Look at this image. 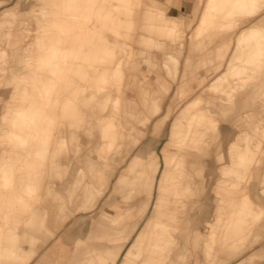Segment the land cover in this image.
I'll return each mask as SVG.
<instances>
[{
	"label": "rangeland",
	"instance_id": "1",
	"mask_svg": "<svg viewBox=\"0 0 264 264\" xmlns=\"http://www.w3.org/2000/svg\"><path fill=\"white\" fill-rule=\"evenodd\" d=\"M35 1L30 3L38 15ZM43 1L44 9L54 7L59 11L58 22L37 28L31 23L18 25L11 18L0 19V118L8 108L15 111L32 106L37 111L35 121L16 125L21 128H10L0 121V169L14 161L21 165L9 173L8 181L0 178V188L7 187L0 192V264H103L104 257L110 258L108 253L98 257L87 246L108 243L102 242L106 241L104 231L108 228L103 225L107 221L133 223L140 218L125 216L134 203L121 192H113L122 168L110 155L116 154L122 143V133L125 130L126 134L130 126L128 119L141 129L147 122L127 103L126 96L145 112L139 80L148 82L160 94L161 79L171 85L161 110L152 116L144 134L132 132L138 140L128 155L131 158L154 138L159 169L151 192L158 187L162 196L154 213L152 195L149 200L141 190L135 197V203L148 200L138 229L150 215L157 223H153L145 241V253L134 264H194L203 258L205 237L217 250L207 264H264V248L255 251L264 247V213L260 217L231 215L217 219L221 199H232L223 196L220 187L230 186L236 179L234 170H221L231 166L233 159L222 155L227 145L231 156L233 146L238 150L250 142L253 148L256 139H264V133L259 132L264 130V119L258 121L253 112L240 119L223 118L229 113L223 106L244 97L252 102L246 108L264 111L260 102L264 99V0H217L210 7L207 0H201L197 16L190 21L173 18L168 10L170 0H56L55 6H51L52 0ZM6 3L0 0V7L4 6L0 12L14 6ZM64 17L68 20L63 21ZM20 28L28 35L22 42L15 33ZM232 49L239 57L237 71L225 80ZM207 51L214 60L198 66L197 57ZM20 54L23 62H18ZM220 58L222 65L214 70ZM188 62L192 69L187 68ZM226 62L224 75L208 83ZM215 81L221 86L208 93ZM231 96L233 101H229ZM168 110L164 133H154V124ZM181 111L186 115L179 119L184 126L173 133V123ZM190 121L192 131L187 127ZM235 121L240 126L239 135H235ZM30 130L35 131L31 134ZM263 144L264 140L260 147ZM11 146L19 148L12 150ZM6 147L7 153L1 152ZM195 147L198 154L190 159L198 163L193 165L187 155ZM248 152L252 155L256 150ZM255 164V157H249L244 163H236L234 169H251ZM262 166L261 176L252 175L250 183L242 182L240 189L248 185L253 196L264 198V160ZM164 174L166 181L159 182ZM105 201H110V209L102 207ZM28 205L43 210L36 222L30 217ZM247 220L257 226L260 238L242 254V242L237 248L229 243L222 245L232 230H203L208 221L235 226ZM78 222L84 227L71 229ZM185 227L190 229L183 238L188 255L182 260L166 256L160 248L172 234H185ZM130 241L125 242L119 258ZM106 263L117 264L110 259Z\"/></svg>",
	"mask_w": 264,
	"mask_h": 264
},
{
	"label": "bare ground",
	"instance_id": "2",
	"mask_svg": "<svg viewBox=\"0 0 264 264\" xmlns=\"http://www.w3.org/2000/svg\"><path fill=\"white\" fill-rule=\"evenodd\" d=\"M216 1L217 0H207V5L210 7ZM240 1H241V3H244L243 0H240ZM44 4L45 3L43 0H36L35 1L34 7L36 6V8L39 11L38 15H36L34 13L36 10L32 9L30 0H18L14 4L13 7L5 8L4 10H2L0 12V19H1V17H5L7 20L11 18V19L15 20V22H18L17 23L18 25H19V23H31V24H34L35 27L37 26V28H43L45 25H47V23H50V22L51 23L58 22L57 14L59 11L54 7L51 8L50 10H46V9H44L45 8ZM65 4L68 5L70 3H65ZM55 5H57L56 0H52L51 6H55ZM173 18H177V17L173 16ZM67 20H68L67 17H64L63 21H67ZM254 24H255V22H254ZM33 30H34V27H33ZM15 33L18 34L17 36H19L18 39L20 42H22V40H25L26 37H28L27 32H24V29L22 30V28H20V31H17ZM15 33H13V34H15ZM199 41L203 42L202 39ZM198 50H200V49H198ZM2 54H6V51H3ZM234 54H236V53H233V55H232L233 57H231V61L229 62L228 70L226 71V73L224 75L225 80H227L228 78H231L232 73L233 72L236 73L235 71H237L236 61H237V59H239V57L237 58V56ZM20 55L18 58V62H23L22 54H20ZM213 60L214 59L211 57V52L207 51L206 54H202V55L197 57L196 63L198 66L202 67L205 64L208 65ZM175 61L177 62L176 59H175ZM221 61H222V58H220V60L217 61L218 63H216V64L214 63L215 64L214 70L219 69L221 67V65H222ZM177 64H178V62H177ZM187 68L188 69L193 68V66L191 65V62H188ZM175 76H177V73L175 74ZM203 80H205V79H203ZM216 81L211 84L210 88L208 89V93L215 92L216 89L219 88V86H221L219 84H216ZM139 83L142 86V97L146 103L147 110L145 112L140 110L137 102L130 100L127 96H126V101L129 104L131 103L133 106V109L136 111V114L143 117V119H145L147 122H145V124L142 126V129H141V128H136V126H134L132 124V122L128 119L127 122L130 124V126L126 127V134H125V130H124V133H122V135H123L122 136V143H120L117 150H115L116 154L113 153L112 155H110V157H111V160H113V162H115L116 166L122 168V171L120 172L118 178L116 179V181L114 183V191L113 192H118V191L121 192L122 194H124V197L128 201L131 200L134 203L131 206V208L127 209L124 212L125 216H127V217H140L141 218L142 214L147 210L148 200L139 199L138 202L135 203V197L142 190L147 194V196L150 200L151 195H152L151 191H152L153 183H154V179H155L154 175L157 173V171L159 169V162L157 159L158 156H157V154H155V151H154L155 150V148L153 146V143H155V141L153 140L154 138L153 139L151 138L149 141L145 142L144 145H142L133 154V156L131 158H128L129 153H131L132 149L134 148V146L138 140V139H135L136 137L133 138L132 132L135 131L138 136H140L141 134H144L145 129L147 128V126L149 124L148 122L151 120L152 116L157 114L161 110L162 100L164 98V95L169 91V87L171 85L166 79H161L160 83H159L161 93L159 94L158 89H156V88L152 89V87L149 86L148 82H142L141 80H139ZM263 100L264 99L262 98V100H260V102L261 103L263 102V105H264ZM229 101H233V96L229 97ZM193 102L194 101H191L188 104V108L192 105ZM245 102L248 104L252 103L250 101V99H247ZM182 111L177 116V118L175 119V122L173 123V126H174V128H173L174 132L173 133H176L175 131H176L177 127L180 128V127L184 126L182 120H179L181 117L186 118L185 117L186 115L183 114L184 112H182ZM36 112H37L36 109L33 108L32 106L30 108H24L22 110H15V111H13V109L8 108V110H6L5 113L3 112L4 114L0 118V121L6 122L10 128H15V127L21 128L22 126H16V125H20L24 122L29 123V122L35 121V116L37 114ZM169 112L170 111L168 110L167 113L165 114V116H163L162 119H160L159 121H157L154 124V126H153V132L154 133H157V131H159V130H161L164 133ZM251 114L252 113H249V114H246L245 116L251 115ZM253 114L255 116H257L258 121L261 119H264V111L262 108H259L256 110L254 109ZM188 118H191V120H192L194 118V116H192V117L189 116ZM191 123H192V121H190L189 124L187 125V127H189L188 128L189 131H192L193 127H194L193 126L192 129L190 130V126H191L190 124ZM236 125L238 128V132L235 135H239V132H240L239 127L240 126L238 124H236ZM122 127H124V125ZM12 130H14V129H12ZM12 130H10V131H12ZM33 131H35V130H30L29 132L32 134V133H34ZM184 131H186V129ZM179 132H182V131H179ZM259 132L264 133V130L259 129ZM127 138L129 139V141L127 140ZM263 140H261L260 138L256 139L257 143H255V147H253V148L250 146V142H248L246 147H242L241 149H238V150L234 149L235 146H233L231 148V156L230 157H233V159H234V160L232 159V162L230 164L232 167L231 166H223V167H221V170H223L224 172L234 170L236 172V175H235L236 179L232 180L230 186L225 185V187L224 186L220 187L221 190H223V191H221L223 193V196L228 195V197H232V199H229L227 197H224L221 199V204L217 208V214H218L217 219H218V221L221 219V217H227V216L231 217V215H235V217H248V215H250L249 217H260L264 213V198L259 194H256L253 196L250 189L247 188L248 185H245L242 187L243 189H240L242 182L248 183V181H249V183H250V180H252V179H250V177H252V175L255 176L256 178H259L261 176L260 170L263 167L262 162L264 160V149H262V147L264 148V144L261 147H260V145H261V142ZM18 148L19 147H14V146L10 147V149H12V150H17ZM250 149H255L256 150V152H254L255 154L253 153L251 155V153L248 152V150H250ZM31 150L33 151L34 149H31ZM236 150H237V152H236ZM7 151H8V147H6L1 152L7 153ZM164 155L166 157L165 162L168 165L169 160H167V155H166L165 149H164ZM249 157L251 158V160H253V157H255V161H256V163L258 162V164H255V166L251 167V169H247V168H245L243 170L234 169L235 168L234 165L236 163H238V162H240V164L244 163L245 161L249 160ZM18 167H21V165L17 161L11 162V165L5 166L4 168L0 169V178H3L6 181H8L9 173L11 174ZM73 170L75 171V170H77V168L75 167ZM161 179L163 182L166 181L167 177L165 176V174L161 177ZM240 179H242V180H240ZM224 180H222V181H224ZM2 184L3 183L0 181L1 186H3ZM69 186L72 187L73 185L69 184ZM3 189H7V187H1L0 192ZM72 189H74V188H71L70 190H72ZM239 189L241 190V192H239L240 191ZM3 191L5 192V190H3ZM242 193H244V194H242ZM112 195L113 194H110V196H112ZM159 201L161 202L162 199H159ZM33 206L28 205V210H31V212H32L30 217H32L33 222H36L38 217H40V214L41 215L43 214V210H40L39 207H33ZM25 207H27L26 204H25ZM102 207L110 209L111 208L110 207V201H105ZM140 218L136 219L135 222H133V223H127L126 221L123 220V221H121L120 224H116V223L114 224L113 223L114 221H107L103 225L104 228H108V229H105V231H104L107 233V234H104L105 235L104 238L106 241H102V242H108V243H101L98 246H96L95 248H93L92 246L91 247L87 246V248H89L88 251L89 252L95 251L99 255L98 257H101L102 254H104V253L110 254V258H106V257L103 258L104 262H105L103 264H107L106 262L108 261V259L116 262L117 264H134V263H136L135 261H137L140 258V256L145 253V249H146L145 248V246H146L145 241L150 234L149 232L151 231L153 223L156 222V217H152L150 215L146 219V221L144 222L142 227H140L138 229V225H139L138 221ZM188 219H190V218L188 217ZM185 222L189 223L190 220H186ZM76 225H77V227H80V226L84 227L83 223L80 224V222H78L77 224H75V226L73 225L71 227V229L72 228L74 229L76 227ZM219 227H222L226 231V233L228 232V230L233 231V234H231V236L225 235L226 237H225L223 243L221 242L222 245L229 243V244H232V246H235L237 248L238 246H240V243L242 242V245H243L242 248L243 249H241V254L243 252H245L248 248L253 246V244L260 238V236L257 234V226L254 225V222L249 221V220L245 221L242 224H237L235 226L220 225L218 222L215 223L213 221L212 222L208 221V222H206V225L203 228V230L210 231L212 229H218ZM116 229H118V230H116ZM154 229H156V227ZM184 229L187 230V232L185 234H183L180 237L178 235L172 234L169 237V242L160 248V249L165 251L164 254L166 256L172 255L173 257H175V259H177V260L181 259L182 260V259H184L183 258L184 255H186V256L188 255V254H186V252L184 250L187 247L184 246L183 238L188 236V232L190 229L188 227H185ZM108 232H111V233H108ZM112 232H114L115 234H112ZM134 233H135V237L133 238ZM204 236H207V235L205 234ZM131 238H133V239H131ZM241 239H243V240L247 239V240L246 241H239L238 243H236L237 240H241ZM129 241H130L129 245L125 248V252H124L125 254L119 258V256H120L119 253H120V251H122L124 249L125 242L127 243ZM144 243H145V245H144ZM201 251H202V255H203L202 260L196 259L194 264H207L208 262H210L209 261L210 256L212 254H215V252L217 250L215 249V246L211 245V243L208 241V238L205 237L203 240V248ZM153 256H154L153 254L148 255V257H153ZM73 259H74V257H73ZM239 260H241V259H239ZM39 264H41V263H39ZM146 264H155V263H153V262L150 263L149 261H147Z\"/></svg>",
	"mask_w": 264,
	"mask_h": 264
},
{
	"label": "crops",
	"instance_id": "3",
	"mask_svg": "<svg viewBox=\"0 0 264 264\" xmlns=\"http://www.w3.org/2000/svg\"><path fill=\"white\" fill-rule=\"evenodd\" d=\"M12 1H13V4H11ZM170 3H171V5L168 7V10L172 12L173 16L182 17V18L184 17L185 21L188 19L190 21V19H193L194 17L197 16V13L199 11V8L201 6L202 1L201 0H170ZM14 4H15V0H7L6 5L10 6V5H14ZM3 8H4V6L0 7V10ZM232 53H234L233 49H232ZM231 56H229V58ZM227 62H229V61H227ZM227 62L225 64V67L223 65V67L219 71L215 72V75L212 74V78L208 81V83L212 82L213 80H215L217 78L219 79V77L224 75ZM248 99H250V98H248ZM244 100L246 101L247 99H245V97H244L242 100H239V101L237 100L234 103L230 104L228 107L223 106V109H226L227 111H229V113L226 115V117H223V118H225L224 121L231 120L233 117H238L237 119H240V118L244 117L246 114L253 112L251 109L246 108V104L248 106V103H246ZM250 101H251V99H250ZM251 104L252 103H250L249 105H251ZM219 105L220 104H218V106ZM217 108H219V107H217ZM237 108H239L241 113L237 114ZM236 121H235V126L237 128ZM221 133H222V131H221ZM229 148H230V146L228 144L226 147V150L224 151L226 153H223L222 155H224V156L228 155L230 157ZM197 149L198 148L195 147L193 150L190 151V154L188 153L187 158H189V160H191L190 159L191 157L197 156V154H198ZM222 155L218 157L219 162H221V160L223 158ZM191 162L193 163V165L198 163L197 161L195 162L193 160H191ZM193 165H191L190 167H192ZM160 179H161V176L159 177V182H160ZM161 197H162L161 196V189L157 187V191L156 190L153 191L152 199H151L153 202V209H152L153 213L155 212L154 206L156 205V202L159 199H161ZM165 199H166V197H165ZM194 203L197 204V200H195ZM261 248L263 249L264 247L260 246L259 248H256L255 251L260 250Z\"/></svg>",
	"mask_w": 264,
	"mask_h": 264
}]
</instances>
